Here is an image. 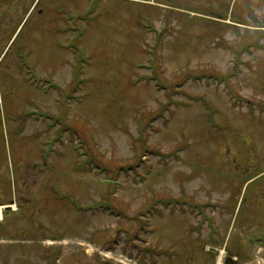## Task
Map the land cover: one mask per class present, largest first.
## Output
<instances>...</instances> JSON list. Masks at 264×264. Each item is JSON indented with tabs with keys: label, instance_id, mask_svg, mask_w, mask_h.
<instances>
[{
	"label": "rangeland",
	"instance_id": "rangeland-1",
	"mask_svg": "<svg viewBox=\"0 0 264 264\" xmlns=\"http://www.w3.org/2000/svg\"><path fill=\"white\" fill-rule=\"evenodd\" d=\"M8 1L0 264H264V0Z\"/></svg>",
	"mask_w": 264,
	"mask_h": 264
},
{
	"label": "flooded vegetation",
	"instance_id": "flooded-vegetation-1",
	"mask_svg": "<svg viewBox=\"0 0 264 264\" xmlns=\"http://www.w3.org/2000/svg\"><path fill=\"white\" fill-rule=\"evenodd\" d=\"M15 1L19 4V6L23 5V7H28V10H29L28 16L29 15H34V13L37 14V15L38 14L42 15V16L45 15V14H42V12L44 13V8H42L43 7V0H15ZM123 1H125V2H136L137 0H123ZM7 3H10V4L13 5V3H15V2L8 1V0H0V38L3 37L5 35V33H6V28H5V24L4 23H6V15L7 14L5 15V13L3 12V9L5 8V4H7ZM2 12H3V14H2ZM2 25H3V28H2ZM13 37H14V35H13ZM21 59L24 60V63H19L18 70L19 71L22 70L25 73L26 76H29L30 79H38V76H36V74H35V70H32V68H30L27 65L26 59H24V58H21ZM45 80H46L45 81L46 83L43 82V83H45V86L43 87V88H45L44 97L49 96L51 94L50 91L52 92V90H53L52 87H48L49 83L52 81V80L49 79V75H47V78L45 76ZM30 99H31L30 101H33L32 98H30ZM31 104H33V103H31ZM35 110H36V108H35ZM31 114H33V112H31ZM31 114L28 113L27 116H25V117H27L29 119V115H31ZM45 133L48 134L47 127H46ZM259 187L264 188L263 184L259 185ZM231 196H232V194L230 195V197ZM225 209H226V205H225ZM231 260H233V259L232 258H228V260L226 261V264H228Z\"/></svg>",
	"mask_w": 264,
	"mask_h": 264
},
{
	"label": "bare ground",
	"instance_id": "bare-ground-1",
	"mask_svg": "<svg viewBox=\"0 0 264 264\" xmlns=\"http://www.w3.org/2000/svg\"><path fill=\"white\" fill-rule=\"evenodd\" d=\"M10 208H11V209H16V207H15L14 205H13V206H11ZM2 210H3V208H0V213H1V215H0V216H1V217L3 216V214H2ZM1 220H2V219H1Z\"/></svg>",
	"mask_w": 264,
	"mask_h": 264
}]
</instances>
